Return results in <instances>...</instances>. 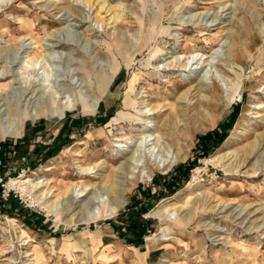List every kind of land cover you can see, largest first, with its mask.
I'll use <instances>...</instances> for the list:
<instances>
[{"label":"rangeland","instance_id":"374dc122","mask_svg":"<svg viewBox=\"0 0 264 264\" xmlns=\"http://www.w3.org/2000/svg\"><path fill=\"white\" fill-rule=\"evenodd\" d=\"M181 55L205 65L186 79ZM236 107L227 137L203 154L201 136ZM0 111V145H60L34 168L8 155L4 192L45 228L3 204L0 264H264V0H0ZM120 143L126 154H115ZM132 153L145 169L126 182V202L95 208ZM193 160L190 179L158 196ZM85 184L86 196H72ZM142 203L152 231L141 248L113 223Z\"/></svg>","mask_w":264,"mask_h":264},{"label":"trees","instance_id":"16d2710c","mask_svg":"<svg viewBox=\"0 0 264 264\" xmlns=\"http://www.w3.org/2000/svg\"><path fill=\"white\" fill-rule=\"evenodd\" d=\"M239 111L238 107L234 108V110L228 116V119L222 122L219 126L213 129L210 133L201 136L200 141L202 143V147L204 149L203 154L209 153V147L219 145L228 135V130L233 126L234 122L238 117ZM110 114H108L105 118H102L100 122H105ZM57 139V137H56ZM55 139V143L53 145H49L45 152L42 149H38V147H34L31 151L27 150L20 143H10L4 141L0 145V175L2 177V181H0V209H2L3 204L8 206V212L11 214H16L19 217L24 218L25 222L28 225L34 226L36 228H45L42 218L29 210L22 201L17 197V195L10 191L9 196L6 200L2 197L3 192V183L6 180L7 176L5 175L4 167L7 164V160L9 159V154H15V156H23L25 158H29V161H26L30 167H36L38 159H46L48 157L53 156L56 152L60 150V145H58V141ZM24 154V155H23ZM28 154V155H25ZM33 155V156H32ZM196 165V161H190L188 164L178 165L175 168V173L171 174L169 178L164 179L159 184L162 185L163 189L158 196L163 195H172L179 188H181L186 181L190 179L191 170ZM158 179V178H157ZM155 182L158 183L156 178H154ZM150 203L145 205L142 203L138 208L133 207L130 210V214L127 218L123 220L122 223H113V225L117 228L118 232H123L124 238H126L128 243H132L135 246L143 247L144 237L148 232H151L152 229L149 228L151 222L148 219H145L144 214L148 211ZM30 213L31 217L24 216L23 212ZM121 222V221H119Z\"/></svg>","mask_w":264,"mask_h":264},{"label":"bare ground","instance_id":"6f19581e","mask_svg":"<svg viewBox=\"0 0 264 264\" xmlns=\"http://www.w3.org/2000/svg\"><path fill=\"white\" fill-rule=\"evenodd\" d=\"M109 10V9H108ZM87 13V12H86ZM96 14V13H95ZM98 15V14H97ZM96 15V16H97ZM95 16V17H96ZM114 16V15H112ZM100 17V16H99ZM115 17V16H114ZM97 19V18H96ZM98 21V19L96 20ZM100 22V21H99ZM59 39V38H58ZM57 45V44H56ZM52 46V45H51ZM91 48V47H90ZM57 54V53H56ZM195 54V53H194ZM53 55V54H52ZM55 55V54H54ZM184 55V54H183ZM183 55H181L177 61H176V65L181 68L182 70H189V74H185V78L186 79H190V77L192 76L193 73H196V72H199V70L205 65V59L202 55L201 56H198V55H193L191 58H189L188 60H181L182 57H184ZM186 56V55H185ZM183 59V58H182ZM187 59V58H186ZM208 62V60H207ZM196 63V64H195ZM210 63H212V60H210ZM195 64V65H194ZM74 74V73H73ZM203 77H202V83H204V86H209V84L207 83L208 81V78H209V70H207V72L203 73ZM2 75V74H1ZM3 76V75H2ZM105 77V76H104ZM100 80V79H99ZM74 83H77L78 85H84V80L80 77H78L77 79H75V77L73 76V80H72ZM106 81V80H105ZM205 81V82H204ZM108 82V81H107ZM203 86V87H204ZM32 87V86H31ZM82 87V86H80ZM202 87V86H201ZM194 94V93H193ZM212 96V95H211ZM184 98V101L186 102V104H190L191 101L188 100L187 96H183ZM209 98V96L207 97ZM210 99V98H209ZM180 100V99H179ZM183 100V99H182ZM127 101V100H126ZM183 102V101H181ZM36 106V105H35ZM192 106V105H191ZM196 106V105H195ZM94 108V107H93ZM183 108V107H182ZM195 108V107H194ZM191 109V108H190ZM184 110V109H183ZM187 110V109H186ZM145 112H147V114H145L146 116V119L144 120L145 121V124H146V127H145V130L147 131H150L151 129H153V123H152V120L148 118H150L149 115H152L154 114L155 112H157V110L153 109L152 107H150L148 110H143ZM1 112V111H0ZM195 114H196V110H195ZM187 116V115H186ZM5 117V116H4ZM121 118V116L117 115V116H114L112 117V120L113 121H117ZM179 123H182L180 120H179ZM152 131V130H151ZM4 134H6V132H4ZM173 134V133H172ZM123 138H116V141H121ZM156 139V136H153V133H149L147 135V138H145V142H147L146 145H153V150H156V147L158 145V142L156 141H153ZM125 140V139H124ZM159 140V139H158ZM144 142V143H145ZM260 143V142H259ZM117 147H120L116 152L115 154H118V155H121V154H126L129 150H127V146H125L123 143H120V144H116ZM164 146V145H163ZM260 146V145H259ZM151 148V147H150ZM113 149V148H112ZM160 148H157L156 151H159ZM262 149V148H261ZM133 155L127 159V161L125 162H121L122 164L118 167L117 171H116V175H115V179H114V184H111L110 187L108 186L105 191V193L107 195H104V194H96L92 197V200L94 201V204H95V208H97V206H101L102 204L106 203V200L107 199H112V202H111V212H117L119 210V208L121 206H123V204L126 202V198H125V194L128 190V186H127V181H129V179L131 181H133L134 177H135V174L138 172V171H144L145 167L143 166V159L142 157L140 158L138 154H134L132 153ZM168 154V153H166ZM156 155V154H155ZM117 158V157H116ZM157 159V158H156ZM220 159V158H219ZM166 163H168V158H164L163 159V165H166ZM88 172H92V169L89 170ZM93 172H96V171H93ZM87 173V172H86ZM29 179H26L23 181V183H26L28 182ZM33 188L35 187H39V185L37 184H33L32 185ZM91 187L87 184H85V187L84 188H81L80 187V190L78 191H72L70 192L72 194V196H75V197H84L88 194L89 192V189ZM72 189V188H71ZM102 190V189H101ZM98 192V191H96ZM99 193V192H98ZM70 194V195H71ZM42 196V195H41ZM40 197V196H39ZM41 198H44V196H42ZM72 197H70V200ZM83 199V198H82ZM245 208V207H244ZM247 208V207H246ZM227 209H229L227 207V205L223 206L221 208V210H219L220 212H224L226 211ZM218 211V212H219ZM256 212V211H255ZM154 213H157L159 215H162V216H166L167 213H168V210L167 209H158V210H155ZM242 214V213H241ZM251 214V213H249ZM248 217V216H247ZM245 219V218H244Z\"/></svg>","mask_w":264,"mask_h":264},{"label":"built area","instance_id":"2783aa9c","mask_svg":"<svg viewBox=\"0 0 264 264\" xmlns=\"http://www.w3.org/2000/svg\"><path fill=\"white\" fill-rule=\"evenodd\" d=\"M2 181V180H1ZM4 184V183H3ZM8 196H9V192H4V189H3V192H2V197L4 198V199H7L8 198Z\"/></svg>","mask_w":264,"mask_h":264},{"label":"crops","instance_id":"0c3cea01","mask_svg":"<svg viewBox=\"0 0 264 264\" xmlns=\"http://www.w3.org/2000/svg\"><path fill=\"white\" fill-rule=\"evenodd\" d=\"M152 253H154V251Z\"/></svg>","mask_w":264,"mask_h":264}]
</instances>
